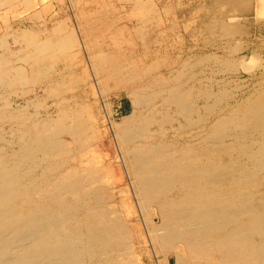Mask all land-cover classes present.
I'll use <instances>...</instances> for the list:
<instances>
[{
    "label": "rangeland",
    "instance_id": "rangeland-1",
    "mask_svg": "<svg viewBox=\"0 0 264 264\" xmlns=\"http://www.w3.org/2000/svg\"><path fill=\"white\" fill-rule=\"evenodd\" d=\"M260 1L0 0V192L8 193L0 202V216L10 210H38L36 198L41 193L49 192L50 198L66 173H71L69 182L78 185L91 157L102 153L112 174L97 187L109 189L107 198L115 196L102 204L119 213L118 204L126 195L133 207L124 246L141 264H165L169 255V264H174L173 257L183 251L176 247L165 252L154 244L160 253L153 256L145 234L157 229L162 234V207L199 187L173 179L155 193H141L131 161L154 148L174 160L198 150L197 155L213 153L215 163L229 167L219 165L215 174L198 175L211 176L220 190H250L251 203L258 207L264 200V171L254 159L264 143V131L256 120L264 113ZM53 135L67 147H57L58 152L54 140L49 146ZM40 142H48L47 151L40 152ZM119 157L127 170L123 171ZM221 173L230 176L226 182H221ZM63 198L69 200L67 195ZM89 202L92 206L93 199Z\"/></svg>",
    "mask_w": 264,
    "mask_h": 264
},
{
    "label": "bare ground",
    "instance_id": "bare-ground-1",
    "mask_svg": "<svg viewBox=\"0 0 264 264\" xmlns=\"http://www.w3.org/2000/svg\"><path fill=\"white\" fill-rule=\"evenodd\" d=\"M261 1L264 4V0ZM260 2L259 4H262ZM263 4L260 5L262 6V9L261 8L260 9L264 12ZM259 105H261V103ZM263 105L261 107L264 109ZM255 108L257 107L255 106ZM263 109L261 111H263ZM257 118L258 119L256 120L259 122V128H261V130L264 131V113L262 112L259 113ZM79 122L80 119L78 123ZM77 125H81V124H77ZM109 129H110L109 131L113 133L114 127H110ZM122 130L120 131L123 133ZM73 135H71L70 137L71 139L74 140L76 137ZM55 136L57 135H53L52 137H50L49 143L40 142L39 145L40 152L47 149L46 148V146H48L47 143L49 144V146H51L52 140H54V142L52 141V144L55 143L53 145L56 146V148L58 147L60 149L61 148L64 149L66 143L62 140H59L58 138L55 139L54 138ZM163 145L164 144H161V147H163ZM154 149L153 150L151 149L149 153L147 152L148 153L147 155L146 152H143L145 153L144 156L146 157L140 154L136 155L135 153L137 152L136 150L134 152L136 156L132 154L134 157L133 160L131 161L133 163V166L131 165V167L133 168L134 175L136 176V182L137 185L139 186L141 193L145 194V196L150 195L151 193H155L157 190H160L159 188L163 187L166 182L171 181L173 179H176V181L177 179H182L183 181L188 180L191 183L198 184L196 187H199V189H197L196 191L193 190L194 191L193 193L191 192L185 194L183 192L185 194L184 197L182 196L183 199L179 201L177 200V202H173L172 204L168 203L165 205L163 204L164 206L162 205L163 206L162 214H164L165 221L163 220L164 221L163 227L160 228L162 229L163 233L160 234V231H157L158 230L156 228V226L158 225L157 224L156 226L153 225V227L157 229L156 231H154L155 233L151 232L150 234V232L148 233V231H146L145 234L146 242L148 243L149 246L151 245L154 249L153 256L157 255V253H160V250L157 251L154 248V246L158 244L159 245L158 248L160 247L164 249L163 251L165 252L166 251L168 252V250L176 247L180 248L183 251V253L179 255L175 253L177 256L173 257L174 264H216V263L217 264H264V200L262 201L261 199L260 205L258 204V207L257 206L254 207V204L251 203V199H250L251 195H249L250 190L248 191L241 188L235 189V187L232 190H230L229 187H228L229 189L225 187L226 189L220 190L221 188L220 185H219L220 188L214 187L216 185L213 186L212 183L214 181L210 179L211 176L207 179H203V176L201 177L200 175H198V174H203V175L205 174L207 176V174L210 175L209 173L215 174V169H217L216 167L219 165L222 166L221 169L224 168L226 169L229 167L228 163L227 164H220L219 162L215 163L213 161L214 159L211 158L214 155L213 153L197 155V152L199 151L198 150L195 151L197 155L196 156L194 155L195 152L192 149H190L191 151L194 152V154L193 153L182 154L178 160L176 159L177 157L174 160L172 158L171 159L168 158V156L171 157V155L165 154L163 156L160 155L162 153L155 152L157 150H161V148L160 149L156 148L157 150ZM178 150L177 152L181 154V151L179 152ZM164 151H168V150H166L165 148ZM138 152L141 153L140 150ZM256 158H257L256 163L258 164L257 166H259L260 169L264 171V162L262 160L264 159V143L258 149L257 155H255L254 159ZM202 159L207 160L208 163L203 162ZM118 160L121 161L120 165L123 171L127 170L126 169L127 165L125 163V160L122 157H119ZM62 163H59L60 165L57 163V165L62 166L61 165ZM71 164H73V161ZM57 169L58 167L56 168V170ZM246 172L247 171H245V173ZM12 173L13 172H11V174ZM109 173L112 174V170L109 167L105 166V161L102 160V153H99L98 155H94L91 157V160L85 166L84 175L79 176L77 174L79 177H81L80 179L77 177L78 178L77 183L79 182L78 185L74 184V182H73L74 185H72L71 181L69 182L70 179L68 178L71 176L70 175L71 173H66L64 177H61L63 178V181L59 180L55 185L57 189H54L55 191L51 193L50 198L52 200H50L51 201L50 203H49L50 198L48 194L49 192L41 193L38 196V198H36V200L38 199L37 200L38 210L36 211L31 210L32 212L7 210L8 212H5L6 214L1 215L0 216V264H141L142 260L140 259L141 262L139 263L137 259L138 257L137 258L135 257L136 255L133 253V250L131 251V248L129 246L127 247L124 246V241L128 235L127 230L131 226L127 224L128 222L127 217L128 214L133 209V207L130 206V202L128 201V199L124 198V196L126 195L122 197L124 199L123 201L121 200L122 203L118 204L119 213L116 212L115 214L114 211H112L114 209L111 210L108 206L103 205L104 204L103 201L104 200L106 201L107 198L105 192L108 191L109 189L105 191V187L98 188L97 185L98 183L100 185L103 184L101 183L102 181L109 180ZM217 174L220 173L217 172ZM238 174L236 175V178L237 176L240 175ZM222 176H223V180L221 182H226L230 177L229 175L226 174L225 175L222 174ZM236 178L234 179L236 180ZM201 179L203 180L204 184H206V186H209L212 190H210V188L206 186L205 187L201 186L199 184L201 182L200 181ZM252 179L253 177L247 178L245 179V182L247 183L249 180ZM229 183L230 181L228 182V184ZM211 185L213 187H211ZM10 186L11 185H9L7 188H9ZM1 188L5 189L6 187L4 188L3 186ZM100 188L102 190H100ZM171 189L172 188H170V190ZM15 191L16 190H14V192ZM51 191H53V189ZM166 191H167L166 193H168V190ZM12 192L13 190L11 191V193ZM1 193H2L1 195L2 197L0 196V202L6 200L7 198L6 199L4 198L8 195V193L5 191L3 193V190L0 192V194ZM160 193L163 194V192ZM66 195L69 197V200L67 202H65V198H63ZM112 195L114 196V194ZM112 195H110V197ZM133 196L135 197L134 194ZM31 198L32 197H30L29 200H31ZM89 198L93 199L92 206L88 205V203H90ZM255 198L256 197L253 196L254 200ZM151 200H156V199L154 198ZM228 200H232L231 205L227 204ZM32 203L34 204L35 202ZM144 204L146 205V203ZM231 207L235 208L232 210L233 214H231V210H230ZM184 210H186V212ZM82 212H84V214ZM143 212L145 211L143 210ZM81 213L84 216H81V218L79 217L77 218V216H80ZM115 215L116 216L118 215V217H116ZM149 218L150 217L148 216V219ZM143 222L145 224V219L143 220ZM161 222L159 220V223ZM160 226L162 225L160 224ZM169 256L166 257L168 264L170 263L169 258L172 257ZM185 257L188 259V262L185 260ZM166 260H165V264H167ZM202 261H204V263H202Z\"/></svg>",
    "mask_w": 264,
    "mask_h": 264
}]
</instances>
